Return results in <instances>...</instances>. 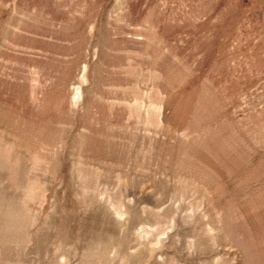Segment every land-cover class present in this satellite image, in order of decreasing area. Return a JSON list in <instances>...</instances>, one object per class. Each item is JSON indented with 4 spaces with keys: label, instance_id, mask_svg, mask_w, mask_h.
Instances as JSON below:
<instances>
[{
    "label": "rangeland",
    "instance_id": "374dc122",
    "mask_svg": "<svg viewBox=\"0 0 264 264\" xmlns=\"http://www.w3.org/2000/svg\"><path fill=\"white\" fill-rule=\"evenodd\" d=\"M0 264H264V0H0Z\"/></svg>",
    "mask_w": 264,
    "mask_h": 264
}]
</instances>
